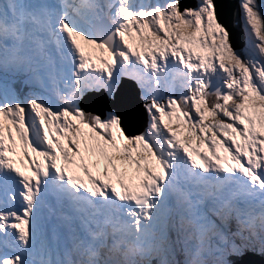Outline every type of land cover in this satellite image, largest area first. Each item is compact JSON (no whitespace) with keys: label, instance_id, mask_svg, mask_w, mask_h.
<instances>
[{"label":"snow or ice","instance_id":"6c2138e0","mask_svg":"<svg viewBox=\"0 0 264 264\" xmlns=\"http://www.w3.org/2000/svg\"><path fill=\"white\" fill-rule=\"evenodd\" d=\"M239 7L241 52L216 0H0V264L264 256V0ZM122 89L142 132L82 107Z\"/></svg>","mask_w":264,"mask_h":264},{"label":"water","instance_id":"95a60500","mask_svg":"<svg viewBox=\"0 0 264 264\" xmlns=\"http://www.w3.org/2000/svg\"><path fill=\"white\" fill-rule=\"evenodd\" d=\"M181 2L183 6L184 0H181ZM239 4V0H216V11L219 21L225 25L230 32L232 37V46L235 50L240 49L244 44V28ZM125 88L131 89V85L126 84ZM106 107H110L118 112L123 118V122L127 120L123 123V125L129 133L141 132L147 124L144 109L142 108L141 102L134 91L129 94L124 93V89H122L121 93L117 94L115 101ZM134 119L139 120V122H137V128L130 130L127 123L128 121H132ZM140 119H142V121H140ZM250 258L251 260H247L245 257L243 259L245 261H252L253 264H264L263 260L255 256Z\"/></svg>","mask_w":264,"mask_h":264},{"label":"rangeland","instance_id":"374dc122","mask_svg":"<svg viewBox=\"0 0 264 264\" xmlns=\"http://www.w3.org/2000/svg\"><path fill=\"white\" fill-rule=\"evenodd\" d=\"M152 2H156V0H152ZM161 2H162V0H161ZM258 2H260V0H258ZM242 50H243V49L238 50V52H241ZM25 91H26V89H25ZM109 104H110V103H109ZM109 104H108V105H109ZM130 125L132 126V128H134V125H133L132 122L130 123ZM130 125H129V126H130ZM181 138H182V137H181Z\"/></svg>","mask_w":264,"mask_h":264}]
</instances>
